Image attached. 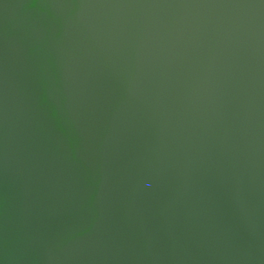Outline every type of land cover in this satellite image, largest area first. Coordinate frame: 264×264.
Here are the masks:
<instances>
[{"label": "water", "instance_id": "1", "mask_svg": "<svg viewBox=\"0 0 264 264\" xmlns=\"http://www.w3.org/2000/svg\"><path fill=\"white\" fill-rule=\"evenodd\" d=\"M0 264H264V0H0Z\"/></svg>", "mask_w": 264, "mask_h": 264}]
</instances>
